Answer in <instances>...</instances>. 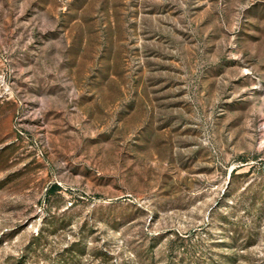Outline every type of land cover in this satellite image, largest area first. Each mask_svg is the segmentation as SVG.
Instances as JSON below:
<instances>
[{
	"label": "rangeland",
	"instance_id": "rangeland-1",
	"mask_svg": "<svg viewBox=\"0 0 264 264\" xmlns=\"http://www.w3.org/2000/svg\"><path fill=\"white\" fill-rule=\"evenodd\" d=\"M0 264H264V0H0Z\"/></svg>",
	"mask_w": 264,
	"mask_h": 264
}]
</instances>
